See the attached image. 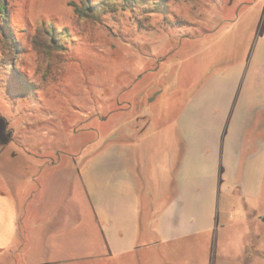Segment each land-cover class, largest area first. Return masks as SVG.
I'll list each match as a JSON object with an SVG mask.
<instances>
[{
	"label": "rangeland",
	"instance_id": "374dc122",
	"mask_svg": "<svg viewBox=\"0 0 264 264\" xmlns=\"http://www.w3.org/2000/svg\"><path fill=\"white\" fill-rule=\"evenodd\" d=\"M90 2L102 6L97 19L75 13L81 0H5L0 172L23 163L29 174L44 163L66 169L105 141L135 137L148 121L164 126L199 83L264 30V0H143L134 8ZM77 195L60 203L58 219L43 220L36 243L0 264H115L86 242L88 214ZM64 216L75 227L54 237ZM226 252L227 264H235L234 252Z\"/></svg>",
	"mask_w": 264,
	"mask_h": 264
},
{
	"label": "crops",
	"instance_id": "0c3cea01",
	"mask_svg": "<svg viewBox=\"0 0 264 264\" xmlns=\"http://www.w3.org/2000/svg\"><path fill=\"white\" fill-rule=\"evenodd\" d=\"M249 39L164 126L148 121L66 169L2 167L0 257L36 243L43 220L58 219L60 203L79 194L86 242L115 264H214L212 251L227 264L226 250L235 264H264V30ZM65 218L54 237L75 227Z\"/></svg>",
	"mask_w": 264,
	"mask_h": 264
},
{
	"label": "trees",
	"instance_id": "16d2710c",
	"mask_svg": "<svg viewBox=\"0 0 264 264\" xmlns=\"http://www.w3.org/2000/svg\"><path fill=\"white\" fill-rule=\"evenodd\" d=\"M143 3V0H121V6L122 7H136L139 6ZM155 3V2H153ZM100 9L102 8V6L97 5L95 6L94 4H91L90 0H81V5L80 6H74V11L77 15H79L80 17H90L93 19H97L98 15L95 12L96 9ZM117 6L115 4H111V6H109V10H116ZM103 11H107L105 10V8L102 9ZM0 17H6V12H5V0H0ZM50 35L53 34V29L50 30V32H48ZM5 85V84H4ZM28 86H24V88H27Z\"/></svg>",
	"mask_w": 264,
	"mask_h": 264
}]
</instances>
